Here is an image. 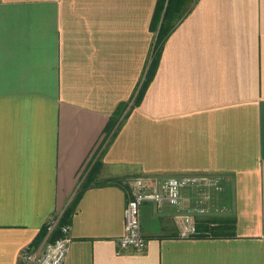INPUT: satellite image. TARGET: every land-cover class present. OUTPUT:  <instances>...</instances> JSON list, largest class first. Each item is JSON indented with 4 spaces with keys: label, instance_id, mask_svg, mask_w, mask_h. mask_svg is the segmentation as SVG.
Listing matches in <instances>:
<instances>
[{
    "label": "crops",
    "instance_id": "0c3cea01",
    "mask_svg": "<svg viewBox=\"0 0 264 264\" xmlns=\"http://www.w3.org/2000/svg\"><path fill=\"white\" fill-rule=\"evenodd\" d=\"M93 168L62 264H264V0H0V264ZM191 174L222 184L201 236L143 203L145 250L119 248L133 181Z\"/></svg>",
    "mask_w": 264,
    "mask_h": 264
},
{
    "label": "built area",
    "instance_id": "2783aa9c",
    "mask_svg": "<svg viewBox=\"0 0 264 264\" xmlns=\"http://www.w3.org/2000/svg\"><path fill=\"white\" fill-rule=\"evenodd\" d=\"M222 191L219 177L207 175H183L170 177L159 181H150L137 178L132 183V195L124 208L123 234L118 239L117 245L121 249H131L137 253L145 250L147 242L141 231L140 207L143 203H152L161 206L169 204L175 209L176 222L179 229V238L182 240L201 236L198 231L193 212L205 214L218 212L214 206L216 194ZM189 192L196 196V206L185 210L184 194ZM60 218L50 219L45 228L50 237L58 227ZM59 236L49 241L41 250L35 251L27 247L20 253L21 264H62L65 259L71 237L69 226L63 225L58 228Z\"/></svg>",
    "mask_w": 264,
    "mask_h": 264
},
{
    "label": "trees",
    "instance_id": "16d2710c",
    "mask_svg": "<svg viewBox=\"0 0 264 264\" xmlns=\"http://www.w3.org/2000/svg\"><path fill=\"white\" fill-rule=\"evenodd\" d=\"M167 37V32L164 31V29L162 28V25H160V29L158 31V34H157V37H156V40H155V49H154V57H153V65L155 66L157 64V61L159 59V55H160V51H161V48L163 46V43L165 41ZM144 91V87H141V89L139 90V94L137 95V97L135 98L134 100V105H138L139 104V101H140V98H141V95ZM124 106L122 107V112L124 110ZM118 123L117 119L115 117L113 118H110L107 126H106V130H105V135H109L110 134V131L116 126V124ZM95 170L96 169H92V171L89 173L88 177L83 181V183L80 185L79 189H78V192H77V196L75 197V199L73 200V202L71 203V205L69 207H67L65 209V211L63 212L60 220H59V223H58V227L55 229L54 233H52L49 237V241H53L55 240L58 236H59V230L58 228L60 226H63V225H68L71 221V216L75 210V206H76V203L80 197V195L86 190L88 189L90 186L94 185L95 183V180H92L94 178V174H95ZM120 184V183H119ZM100 185H103V184H100ZM228 229H230L231 225L229 226H226ZM46 228L45 226L42 228L41 232L37 235L36 239H35V242L36 243H39L43 237L45 236L46 234Z\"/></svg>",
    "mask_w": 264,
    "mask_h": 264
},
{
    "label": "rangeland",
    "instance_id": "374dc122",
    "mask_svg": "<svg viewBox=\"0 0 264 264\" xmlns=\"http://www.w3.org/2000/svg\"><path fill=\"white\" fill-rule=\"evenodd\" d=\"M128 112H129V110H127L126 112H123V116L127 115ZM26 248H27V247H26ZM24 249H25V248H24ZM19 258H20V256H19ZM19 261H20V260H19ZM20 264H21V262H20Z\"/></svg>",
    "mask_w": 264,
    "mask_h": 264
}]
</instances>
